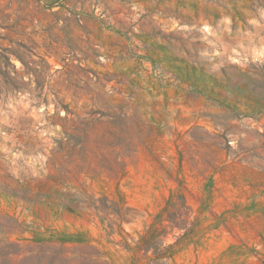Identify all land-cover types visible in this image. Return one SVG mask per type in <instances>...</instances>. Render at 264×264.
<instances>
[{
    "label": "rangeland",
    "instance_id": "rangeland-1",
    "mask_svg": "<svg viewBox=\"0 0 264 264\" xmlns=\"http://www.w3.org/2000/svg\"><path fill=\"white\" fill-rule=\"evenodd\" d=\"M63 257L264 264V0H0V264Z\"/></svg>",
    "mask_w": 264,
    "mask_h": 264
},
{
    "label": "trees",
    "instance_id": "trees-1",
    "mask_svg": "<svg viewBox=\"0 0 264 264\" xmlns=\"http://www.w3.org/2000/svg\"><path fill=\"white\" fill-rule=\"evenodd\" d=\"M95 209H97L96 206H95ZM157 237H159V233L157 232V230L154 228H148L145 231V233L140 236L139 240L136 243V247L138 249H144L145 251H147L153 243H156ZM67 241L68 240L63 239L61 242L65 243ZM123 244L125 245V247L127 249H130V245L127 242H125V240L123 241ZM170 248H171V245L167 246V249L164 252H156V248H154L153 253L155 254L156 258H161V257L166 256V255L170 256L172 254V252H169ZM68 260L69 259H66V257H63V263L64 264H68V262H69Z\"/></svg>",
    "mask_w": 264,
    "mask_h": 264
}]
</instances>
